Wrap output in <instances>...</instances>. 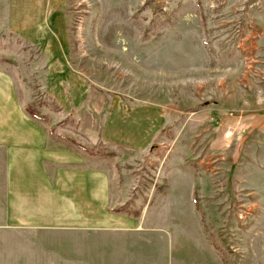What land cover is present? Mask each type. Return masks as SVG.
<instances>
[{"label":"rangeland","instance_id":"374dc122","mask_svg":"<svg viewBox=\"0 0 264 264\" xmlns=\"http://www.w3.org/2000/svg\"><path fill=\"white\" fill-rule=\"evenodd\" d=\"M11 1L0 69L52 138L123 177L128 198L105 203L168 228L174 264H264V0H49L59 67L13 26ZM71 77L82 85L53 86ZM162 234L138 240L162 251ZM70 240L0 232V264H69Z\"/></svg>","mask_w":264,"mask_h":264},{"label":"crops","instance_id":"0c3cea01","mask_svg":"<svg viewBox=\"0 0 264 264\" xmlns=\"http://www.w3.org/2000/svg\"><path fill=\"white\" fill-rule=\"evenodd\" d=\"M51 6L49 0H12L10 19L26 39L43 40L49 58L55 57L51 66L59 67L62 26L59 16L48 17ZM63 84L82 85L71 77L53 86L61 91ZM93 161L52 138L24 109L13 77L0 69V232L68 231L69 264H174L171 231L146 227L138 214L117 211L124 202L109 207L110 191L117 199L127 197L119 185L123 177L111 178ZM111 182L118 187L111 190ZM149 231L163 233L162 251H150L138 240ZM95 233L106 234L109 251L94 254Z\"/></svg>","mask_w":264,"mask_h":264},{"label":"trees","instance_id":"16d2710c","mask_svg":"<svg viewBox=\"0 0 264 264\" xmlns=\"http://www.w3.org/2000/svg\"><path fill=\"white\" fill-rule=\"evenodd\" d=\"M25 110H26L27 112H29L28 109H25Z\"/></svg>","mask_w":264,"mask_h":264}]
</instances>
